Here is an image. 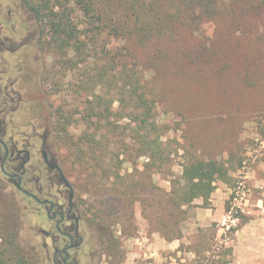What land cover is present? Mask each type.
I'll list each match as a JSON object with an SVG mask.
<instances>
[{
  "label": "rangeland",
  "instance_id": "rangeland-1",
  "mask_svg": "<svg viewBox=\"0 0 264 264\" xmlns=\"http://www.w3.org/2000/svg\"><path fill=\"white\" fill-rule=\"evenodd\" d=\"M26 1L30 6L42 2ZM54 3L53 12L66 4L85 48L79 54L73 44L58 48L47 19L38 17L45 43L43 88L31 86L35 78L30 74L25 87L39 98L34 109L42 118L36 122L42 125L47 117L48 144L98 236L102 255L96 262L264 264V11L255 18L239 12L232 16L228 0L221 1L208 41L217 62L206 67L186 64L187 71L176 70L175 58L184 56L166 45L163 49L173 54L170 61L151 63L157 68L153 72L138 68L142 86L155 100L147 128L158 139L160 154L150 164L138 151L137 132L144 130L123 117L129 89H122L119 75L130 66L131 54L139 66L150 63L149 47L156 44L125 41L107 27L90 39L75 0ZM226 34L231 35L230 55L219 44ZM188 42L196 47V40ZM26 118L20 112V131L30 130ZM191 158L212 159L226 174L214 180L207 199L177 205L172 193L183 183L182 166ZM29 205L12 185L0 184L5 264H47L35 225L41 220Z\"/></svg>",
  "mask_w": 264,
  "mask_h": 264
},
{
  "label": "flooded vegetation",
  "instance_id": "flooded-vegetation-1",
  "mask_svg": "<svg viewBox=\"0 0 264 264\" xmlns=\"http://www.w3.org/2000/svg\"><path fill=\"white\" fill-rule=\"evenodd\" d=\"M42 35L36 10L26 0H0V184L23 194L29 212L40 218L35 225L47 264H99L98 236L48 144L47 117L42 125L36 122L42 118L35 112L39 98L25 87L30 74L35 83L29 85L43 88ZM29 63L40 67L32 70ZM22 111L27 132L19 130Z\"/></svg>",
  "mask_w": 264,
  "mask_h": 264
},
{
  "label": "trees",
  "instance_id": "trees-1",
  "mask_svg": "<svg viewBox=\"0 0 264 264\" xmlns=\"http://www.w3.org/2000/svg\"><path fill=\"white\" fill-rule=\"evenodd\" d=\"M41 1V4L38 2L33 7L38 17L47 19L52 42L60 49L69 48L73 44L72 50L81 53L85 48L82 46L85 45V40L79 41L80 31L73 23L66 4L60 6V12H53L54 1L62 5L61 0ZM65 1L69 3L73 0ZM221 1L223 0H75L81 9V16L86 19V25H89V34L85 33L86 37L91 39L93 35H101L107 27L114 37L125 41L130 40L143 46L156 44L154 47L152 45L149 47L148 55L152 58L150 63L147 60L139 66L131 54L133 59L127 68L128 71L124 69L119 75L122 89L127 87L129 89L128 98H123L128 101V110L123 117L136 123L138 130H144L141 134L137 132L141 137L138 151L148 156L150 164L160 154L158 139L151 136L152 130L147 128L148 119L153 116L155 100L150 97L144 85L142 86V74H138V68L142 69L146 66L148 72H153L157 68L152 64L156 65L161 61L165 64L170 61L173 54L163 49L166 45L173 46L184 56L182 60L175 58L176 70L187 71L189 68H186V64L199 69L215 61L216 52L212 46L209 47L208 41H211L213 31L210 25L218 13V5ZM228 2L232 16L236 14L235 12H239L240 15L245 14L255 18L264 11V0H228ZM230 36L226 34L225 37H219L222 52L225 51L226 55L231 54L228 48L231 42ZM190 40L197 41L196 47L186 46ZM184 43L186 44L183 45ZM210 53L214 55L211 56ZM107 109L103 108L102 113ZM57 124L58 129H62V123L58 121ZM225 174L226 170L212 159H187L182 166L183 183L172 193L174 203L185 205L198 197L207 199L214 189V180L217 177H224ZM227 251L230 253L231 248ZM228 262L218 260L215 264H228ZM0 264H5L1 257Z\"/></svg>",
  "mask_w": 264,
  "mask_h": 264
},
{
  "label": "crops",
  "instance_id": "crops-1",
  "mask_svg": "<svg viewBox=\"0 0 264 264\" xmlns=\"http://www.w3.org/2000/svg\"><path fill=\"white\" fill-rule=\"evenodd\" d=\"M171 244V243H170Z\"/></svg>",
  "mask_w": 264,
  "mask_h": 264
}]
</instances>
